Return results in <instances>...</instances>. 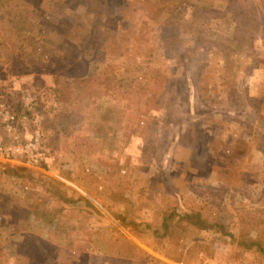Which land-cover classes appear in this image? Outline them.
Returning a JSON list of instances; mask_svg holds the SVG:
<instances>
[{
    "label": "rangeland",
    "instance_id": "obj_1",
    "mask_svg": "<svg viewBox=\"0 0 264 264\" xmlns=\"http://www.w3.org/2000/svg\"><path fill=\"white\" fill-rule=\"evenodd\" d=\"M83 1L63 0L65 12L82 18ZM108 1L116 9L107 25L113 31L89 62L50 52L45 68L16 73L14 52L0 48V100L16 117L9 131L0 120V138L7 145L40 135L42 169L23 167L55 179L67 197L82 196L93 206L63 203L49 179L41 184L52 193L25 180L21 188L35 204L53 205L56 230H64L67 240L59 244L60 237L38 221L32 237L10 223L0 227V264L17 257L33 258L35 264H264L255 249L211 243V231H186L185 221L173 223L169 238L152 233L174 210L201 208L216 220L220 206L204 205L198 187L221 184L228 204L223 210H242L253 222L247 228L235 217L231 231L242 239L256 233L264 240L258 182L264 157L252 139L256 127L264 135V33L253 44L249 34L236 44L228 40L232 21L227 17L228 8L237 7L264 16V0H201L225 10L217 26L202 22L201 10L189 4L186 14L192 10V19L201 22L180 23L183 29L167 42L156 6L145 7L144 0ZM9 10L0 4V24L21 22ZM64 29L49 25L46 33L55 39ZM188 37L208 40L201 44ZM222 42L234 49L230 82L224 80ZM12 181L0 174L4 211L11 209L8 192L23 196ZM19 242L25 245L17 248ZM54 245L62 251L55 252Z\"/></svg>",
    "mask_w": 264,
    "mask_h": 264
},
{
    "label": "trees",
    "instance_id": "obj_2",
    "mask_svg": "<svg viewBox=\"0 0 264 264\" xmlns=\"http://www.w3.org/2000/svg\"><path fill=\"white\" fill-rule=\"evenodd\" d=\"M143 2L145 3V7L148 8L156 6L160 18L162 19V17H164V19H162L164 22L161 23L164 25L163 29L167 34V36H162L165 42L175 38L176 34L183 29L182 27L184 25L181 26L180 23L201 22L192 19L194 14L192 10L186 14V10H189L186 6L189 4L192 5L191 9L196 8L199 9V11L201 10L200 16L202 17V22H217L216 26L219 22H222V18L225 14V10H218L214 6L201 0H144ZM5 3L7 8H10L9 11H11L12 16L17 17L16 19L21 21L15 22V24H13V22H2V24H0V30L2 31L0 48L12 50L14 52L18 59V65L13 66L12 69L16 73L23 71L30 73L45 68L46 60L49 55H51L50 52H56L60 56H69L71 53L70 56L76 59L86 58L89 62L90 59H94L95 54L101 52L106 47L105 37L111 35L113 31L107 25L110 14L115 16L116 9L111 7L108 0H84L82 2L84 8L82 18H80L81 15L75 12L72 14L66 13V6L63 0H0V4ZM22 10L23 13L21 12ZM228 10L231 15L227 17L232 21L228 23L232 30V34L228 36V40H232L233 42L236 41L235 43L237 44L242 37L249 34V44H253L263 35L262 33H264V30L261 29L264 27V16L259 15L258 12L248 7L228 8ZM49 25L63 26L65 29L62 31L56 30L57 34L54 35L55 39H52V35L46 33V27H49ZM207 28L208 30H213L217 27L207 25ZM189 39V41L193 40L205 44L204 42L208 40V37L203 40H195L194 38ZM206 43L214 44L215 41H208ZM113 45L114 48L112 47V49L114 51L117 50V44L114 43ZM222 47V53H224L223 65L225 66L224 80L230 82L229 79L233 76L232 68L235 62L234 57H232L234 49L232 45L226 44V42H222ZM103 118L104 115L101 116L100 124L103 123ZM255 131L257 136H253L252 139H257V149L261 150L264 157V135L258 134L260 132L258 127L255 128ZM0 174L8 175L11 181L13 179L14 182H12L18 184V189L23 193V196L11 192L7 193L11 201V209L9 211L0 209V227H7L10 223L16 224L18 230L24 231L27 234V232L32 233L31 227L34 226L33 222L38 221L44 225L48 224L50 234L52 233L60 237L58 240L59 244L67 240L65 234L63 235V232H65L64 230H56L59 220L54 216L56 212L52 209L53 205L47 208H41V205L46 203L45 200L41 202V205L38 202L35 204L31 198L32 194H30V192L28 194L21 188L25 180L41 184V180L49 179L52 188L55 187V189L63 194L58 195L63 203L78 204V201H81L85 202L90 208H93L92 204L82 196L73 199L72 196L67 194V197L66 193L64 194L61 191L64 185L55 179L31 171L23 166L2 164L0 162ZM41 187L44 188V185L41 184ZM198 189L200 192L199 198L203 201L204 205L220 206L218 212L220 213V217L216 220H211L201 213V208H186L185 210H181L182 212L178 214H176L174 210L168 213L166 217H163L159 225H154L155 227H153L152 233L160 238H169L174 227L173 223L185 221L188 224L186 231L193 229L197 232H204L206 230L211 231L213 233L211 243H220L226 247L241 246L247 250L255 249L264 257V240H261L258 234L255 233L248 239H242L237 236V233L234 234L231 231L229 223L231 220L233 221L235 217L238 218L239 225L247 228H252L253 222L250 216H246V213L242 210L235 214H229L223 210L225 204L228 206L225 198V187L221 184L217 186L206 184L204 186H199ZM43 190L46 192L47 190L51 193L53 192L52 189L48 187ZM37 194H39V192ZM259 195L261 197L264 196V183L260 189ZM46 199L50 201V197ZM238 202H240V200L235 203ZM226 206L225 209H227ZM140 223L141 222L135 223L132 228H138V224ZM144 226L148 227L150 225L147 224ZM49 244L50 242L48 245ZM207 244L210 243L207 242ZM24 245L25 242H19L16 247H23ZM50 248L55 252H61L63 249L55 245ZM28 262L30 264H35L33 258L29 259Z\"/></svg>",
    "mask_w": 264,
    "mask_h": 264
},
{
    "label": "built area",
    "instance_id": "obj_3",
    "mask_svg": "<svg viewBox=\"0 0 264 264\" xmlns=\"http://www.w3.org/2000/svg\"><path fill=\"white\" fill-rule=\"evenodd\" d=\"M0 120L8 131L11 130L12 124L16 121L15 114H13L9 106L1 100ZM8 144L6 145L0 138L1 163L10 162L11 164H20L31 169H42L41 162L44 161L42 159L44 151L41 149L40 135H35L34 138L26 143H15L13 140Z\"/></svg>",
    "mask_w": 264,
    "mask_h": 264
},
{
    "label": "crops",
    "instance_id": "obj_4",
    "mask_svg": "<svg viewBox=\"0 0 264 264\" xmlns=\"http://www.w3.org/2000/svg\"><path fill=\"white\" fill-rule=\"evenodd\" d=\"M33 72H35V71H33ZM33 72H30V73L33 74ZM254 150H256V149H254ZM258 182H260V187H262V185L264 183V176L263 175H261V179ZM27 234L30 235L31 233H27ZM32 235L33 234H31V237H32ZM28 261H29V259L27 257H17L16 260L11 261L10 264H30ZM218 262L223 263L221 259H218Z\"/></svg>",
    "mask_w": 264,
    "mask_h": 264
}]
</instances>
